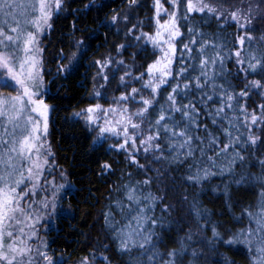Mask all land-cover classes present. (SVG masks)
<instances>
[{
	"label": "snow or ice",
	"instance_id": "obj_1",
	"mask_svg": "<svg viewBox=\"0 0 264 264\" xmlns=\"http://www.w3.org/2000/svg\"><path fill=\"white\" fill-rule=\"evenodd\" d=\"M67 3L68 0H0V89L10 88L15 93L0 91V264H64V257L57 256L54 249L50 253L49 243L41 241L40 238L41 224L49 225L46 231L50 230L53 219L68 211L63 208L61 201L64 193L72 190L68 183H57L53 154L42 142L48 134L51 106L41 98L46 93L42 91L44 50L40 47V37L46 30L53 28L54 18L65 11ZM141 6L142 0H127L124 10L113 11L110 17L103 20L98 17L105 7L104 0L100 3L89 0L82 9L72 10L74 14L86 15L95 9L97 28L107 29L105 39L107 40V35L115 28L112 34L117 37L122 34L124 41L120 44L114 43L115 55L110 53L102 59L88 63L89 68L95 69L93 82L102 81L99 89L94 88L90 94L91 99H108L105 95L107 87L122 69L124 71L119 76L116 90L123 88L124 91L119 96L112 97V103L108 107L100 103L90 104L74 112L72 116L77 120L82 119L89 132H96L92 140L94 146L108 139L119 141L109 145L105 154L109 151L124 152L130 165L135 164L139 169L145 168L136 159L139 150L143 149L145 157L149 153H162L164 149L159 141L163 134L169 140L180 142L169 144V150L177 152L173 158L175 161H194L189 171L195 167L196 172L187 177V182L202 184L216 174L211 169H217L220 175L226 172L231 175L237 161L243 164L246 159L242 152L249 148L255 150L260 144H264V103L257 106L259 115L255 110L249 112L247 104L236 107L241 99H249L252 93L264 100V92L261 91L264 89V50L258 46L247 57L243 55L245 42L251 44L256 39L250 34L256 30L254 21L264 22V0H238L236 3H229L228 0H153V15L148 19L155 22L154 32L143 31L145 22L134 20L133 12ZM195 14H200L207 20L214 19L218 28L234 25L238 33L244 32V35L236 37V50H230L228 54L229 59L235 56L236 78L241 73L244 76V86L238 93L230 92L235 86L224 76V44L215 43L219 38L217 33L212 34V40L204 39L206 34L195 24H190ZM165 16L167 19H164ZM185 24H190L187 28L190 39L187 42H183L185 33L181 31ZM147 26L152 27L151 23ZM72 30H79L75 23ZM83 31L87 33L84 37H73L70 40V47L74 51L65 52L61 49L55 54L54 58L60 61L57 64V75L67 77L81 67V62L91 47L90 41L98 38L95 30ZM149 44L154 56L157 51L161 55L144 68L136 60ZM198 44L199 48L196 47ZM260 44L264 45V36L260 38ZM210 48L215 50L211 55L208 54ZM130 49V63L116 58L128 53ZM141 68L144 70L140 71ZM217 68L220 69L219 73ZM196 71L198 75L189 76L190 72ZM249 75H258L261 78L248 80ZM217 79L224 80V83L215 84ZM173 80L176 81L174 85ZM181 81L187 82L181 84ZM193 82L195 91L201 93L200 102L205 107L219 91L221 106L208 110L214 124L217 118H224L226 110L239 113L229 118L224 130L229 142L224 143L219 151H214L219 147V138L210 135L207 147L199 148V159L196 158L197 148L194 144L203 145L204 140L191 133L194 130L200 131V110L195 100L188 104L180 103L193 90ZM130 84L140 86L131 87L129 90ZM210 84L213 95L204 91ZM169 85L172 86L166 97L167 107L161 105L159 115L153 120L151 116L159 102V95ZM146 92L147 97L144 95ZM136 105L139 107L133 111L132 106ZM177 113L181 115L179 121L175 120ZM145 124L148 126L147 135ZM182 124L184 127L181 129ZM241 128L246 129L247 136L240 132ZM233 131L237 135L233 136ZM256 131L261 135H255ZM233 148L240 150L233 152L228 163L222 166L219 158L226 156ZM208 151H214V155L206 156ZM181 154L183 160L180 159ZM160 159L164 157H154V160ZM258 163L262 175L253 179L264 186V159ZM99 168L100 175H107L112 171V164L99 163ZM59 178L67 180L63 171H60ZM244 179L241 177L235 183L240 184ZM150 183V179H145L124 185V199L127 201V212L130 216L126 225L117 228L115 224H109L113 217L110 212L104 213L105 225L114 233L113 239L119 242L118 253L129 256L127 264H198L201 257H205V253L197 248L189 251L195 243L206 245L214 253L220 246L244 244L248 248L250 264H264V191L261 192L262 199L255 212L246 209L241 213V218L244 215L249 218L247 230L241 229L225 238L229 230L225 229V234H221L218 226L214 225L211 239L202 237L199 241L193 239L195 234L190 231L175 241L177 247L161 252L158 244H162L163 240L155 229L163 228V225L154 216H148V212L154 209L157 201L163 203V197L138 193L142 186ZM119 207L122 210L125 208L123 203ZM169 207L165 206L162 211L167 212ZM191 211L198 221L206 220L207 210H201L193 204ZM133 212L136 215H131ZM198 227L200 231H207L208 222L198 224ZM34 241L38 242L35 247ZM104 251H109L108 246H104ZM137 251L140 255L133 260L132 253ZM97 261L100 264H111L109 256L97 255L96 250L82 257L78 264H96ZM226 264L235 262L226 261Z\"/></svg>",
	"mask_w": 264,
	"mask_h": 264
},
{
	"label": "trees",
	"instance_id": "obj_2",
	"mask_svg": "<svg viewBox=\"0 0 264 264\" xmlns=\"http://www.w3.org/2000/svg\"><path fill=\"white\" fill-rule=\"evenodd\" d=\"M98 3L101 0H97ZM105 7L99 13L98 19L103 20L110 17L113 11H122L126 8L127 0H104ZM229 3H236L238 0H228ZM89 3V0H68L65 5V11L54 18L53 28L47 30L40 37V47L43 51V83L46 94L42 96L44 102L51 106L48 134L46 136L47 144L53 154L52 162L55 163L61 171L64 172L67 183L71 185V192H65L61 204L67 207L65 212L59 218L54 220L53 227L48 231L44 241L49 243V252L54 249L57 256L64 257V264H75L82 257L96 250L97 255H106L110 257L111 264H127L129 256H121L117 249L119 242L113 239L114 233L105 225L104 213L110 212L113 219L109 224H115L119 228L128 217L127 201L124 199V185L135 184L142 182L145 179H150L151 183L147 186H142L138 193L153 196L163 197V203L157 201L152 211L148 212V216H154L162 225L163 228L155 229L157 235L163 240L162 244H158V250L167 252L168 250L177 247L175 241L184 237L190 231L194 233L193 239L199 241L202 237L211 239V229L214 225L218 226V231L225 234L224 230L235 233L241 229H247L249 226V218L244 215L241 218V213L246 209H251L253 212L257 209L262 197L261 192L264 191V186L257 183L253 177L262 175L259 160L264 159V144H260L255 150L249 148L241 154L246 157L243 164L237 161L233 167L232 174L227 172L220 175L217 169H211L216 172L215 175L202 184H193L187 182V177L196 172V168L190 166L194 163L189 159L184 163H179L173 158L176 157V151L169 150V144L179 141L169 140L166 136L161 137L159 141L164 149L162 153H149L145 157V153L141 148L136 155L139 164L144 165V169H139L135 164H131L124 152L109 151L105 144L94 146L91 142V135L83 126L81 120H77L72 116V113L81 109L90 101V94L94 88L99 89L102 81L93 82L92 76L95 73L94 68H89L88 63L95 59H102L109 55H115L114 43H123L121 37L112 34L105 35L107 29L104 27L97 28V12L95 9L88 12L86 15L74 14L73 9L83 8L84 4ZM153 0H142V6L133 12L134 20H143L152 13ZM264 7V6H262ZM77 15L79 18L77 19ZM73 23L77 26V31L73 32ZM190 24H195L199 30L206 35L204 39L212 40V34L217 33L219 38L215 43L224 44L223 55L226 57L224 62V76L227 81L231 82L235 87L231 91L239 92L244 86L243 73L237 79V64L235 56L228 58L229 51H235L238 45L235 44L238 35H244V32H237L236 27L228 26L218 28L214 19L207 20L200 14H195ZM190 24H185L181 31L185 33L184 41L187 42L190 37L187 36V28ZM203 25V27H200ZM255 31L250 34L255 37L251 44L245 42L244 53L245 57L250 52L257 49L259 46L264 50V45L260 44V38L264 36V22L254 21ZM84 29L95 30L98 37L90 41L91 47L88 49L84 60L81 62V67L72 75L67 77L57 75V64L60 63L58 58H54L55 54L61 49L65 52L74 51L70 47V40L75 37L80 39L87 33ZM199 48V44L196 46ZM148 50V49H147ZM140 52L138 58L141 63H146L147 59L153 58L154 55L147 51ZM214 49H209L208 54L214 53ZM125 55V54H124ZM117 56V59H124L126 63L131 62V57ZM67 61H65L66 63ZM198 63V61H197ZM247 63V61H246ZM245 63V66H246ZM179 65H177V69ZM117 72L115 79L108 85L105 94L109 88L113 87L111 98L119 96L124 91L123 88L116 90V85L119 81V76L123 74ZM217 73L220 69H216ZM198 75V71L190 72V77ZM258 75H249L248 80L260 79ZM187 81H181V84ZM176 83L172 81V85ZM219 85L224 83V80L217 79L214 81ZM164 88L159 95V102L153 110L151 119H155L159 115L161 105L167 107L166 97L171 91V86ZM129 90L135 84L129 85ZM208 95H213L211 84L204 90ZM264 92V89L261 90ZM147 97L148 93H144ZM219 91L216 92L213 101L205 107L200 102L201 93L195 91L194 82L193 90L188 95L187 99H181L180 103L188 104L195 100L199 111L200 131H193L191 134L200 137L204 140L203 145L194 144L197 148L195 153L196 158H200V147H207L208 140L211 136L219 138V147L214 151H219L224 143H228V138L224 135V130L227 128L229 118L239 115L238 112L227 111L224 118H217V122L213 123V117L209 114V109L215 110L221 106L219 99ZM139 99V97H138ZM103 105L109 102L104 99H99ZM97 99L94 100V103ZM92 103V102H90ZM226 103V101H225ZM264 103L256 93H252L249 99H241L239 105L247 104L248 111H256L260 114L259 104ZM139 105L132 106L135 111ZM171 115V114H170ZM242 119V117H241ZM175 120H181L180 114H175ZM139 122V121H136ZM169 126H171L169 124ZM145 124V135L147 132ZM184 125H181V129ZM180 130V129H178ZM245 136L247 131L244 128L240 129ZM255 135H261L259 131L254 132ZM237 135L233 131V136ZM238 148H233L226 156L219 158V163L223 166L228 163V160L233 155V152L239 151ZM214 151L206 152V156L214 155ZM163 156L164 159L154 160V157ZM180 159L183 160V154ZM109 162L112 164V171L107 175H100L99 163ZM131 174V175H129ZM244 177V181L240 184L235 181ZM227 186V188H226ZM227 192V194H226ZM230 195V198H229ZM123 203L125 208L122 210L119 204ZM193 204L201 210H207L206 220H197L191 211ZM144 205H141L143 207ZM165 206H170L167 212L162 211ZM135 213V212H134ZM208 222V230L200 231L198 224L202 225ZM254 226V225H253ZM151 230V225H149ZM104 246H108L109 251H104ZM192 248L202 249L205 257H201L198 264H226V261H234L235 264H250L248 249L243 244L233 245L232 247L220 246L214 253L206 245L200 243L193 244ZM139 252H133L132 258L135 260L139 257ZM146 259V258H145Z\"/></svg>",
	"mask_w": 264,
	"mask_h": 264
},
{
	"label": "rangeland",
	"instance_id": "obj_3",
	"mask_svg": "<svg viewBox=\"0 0 264 264\" xmlns=\"http://www.w3.org/2000/svg\"><path fill=\"white\" fill-rule=\"evenodd\" d=\"M165 7H168V5L165 4ZM152 15H153V11H152L151 14L147 15V16L145 17V19H144V22H145V25H146V26L143 28V31H145V32H154V30H155V28H154V23H155L154 20L149 21V19H148V18L151 17ZM164 19H167V16H165ZM149 23H151L152 27H148V26H147ZM46 31H47V30H46ZM46 31H45V32H46ZM45 32H44V33H45ZM147 49L149 50V52L153 53V49H152V46H151L150 44L148 45ZM147 49H146V50H147ZM148 50H147V51H148ZM131 51H132V50L130 49L129 52H128V53H125L124 56H126V57H130V52H131ZM159 55H161V53L157 51V52H156V55H155L153 58L147 59L146 63H144V64L141 63V60L137 57L136 63H137V64H143L144 68H146V67H147V64H148V63H151V62H152L154 59H156V57L159 56ZM144 68H141L140 71H143ZM134 74L138 75L139 73H138V72H134ZM145 79H147V76H145ZM139 86H140L139 84H135L134 87H139ZM129 87H130V86H129ZM112 89H113V87H112V88H109L108 93L105 94V95L108 97V99H104V101L109 102L108 104L103 105V103H101V101H98V100H97V102L94 103V100H96V99H91V98L89 97V98H90L89 103L86 104V105H85L84 107H82L81 109L88 107L90 104H96V103H100V104H102L104 107H108L109 104L112 103V98H111V92L113 91ZM0 91L5 92V93L15 94L14 91H13L12 89H10V88H3V89H0ZM41 98H42V97H41ZM90 102H92V103H90ZM79 110H80V109H78V110H76V111H79ZM76 111H75V112H76ZM73 113H74V112H73ZM73 113H72V114H73ZM49 116H50V113H49ZM80 120H81L83 126L85 127V129L87 130V132L91 135V142H92L93 137L96 135V132H89L88 128L84 125L83 120H82V119H80ZM142 138H143V137H141V139H142ZM42 142H43L47 147H49V145L47 144V141H46V137L43 138V141H42ZM118 142H119V141H117V140H115V139H108V140H106L105 142H103L102 144H105L106 147L108 148L109 145H111V144H116V143H118ZM137 143H138V142H137ZM60 171H61V170H60L58 167H56L57 183H67V181H65V180H61V179L59 178V173H60ZM49 179H51V177H49ZM62 206H63L64 209H67V207H66L64 204H62ZM256 210H257V209H256ZM256 210H255V211H256ZM62 215H63V214H62ZM62 215H61V216H62ZM131 215H136V213L133 212V213H131ZM128 219H130L129 214H128V217H126V220H125V222L123 223V225H126V224L128 223ZM54 220H55V219H53V221H52V223H51V228L53 227ZM123 225H121V226H123ZM121 226H120V227H121ZM253 227H254V226H253ZM48 228H49V225H47V224H41V225H40V238H41V241H44L45 236H47L49 230L46 231V229H48ZM51 228H50V229H51ZM244 230H247V229H244ZM37 243H38V242L34 241V242H33V247H35ZM243 246H245V247L247 248L246 245L243 244ZM247 249H248V248H247ZM253 251H254V249H253ZM85 256H86V255H85ZM78 262H79V261H78ZM78 262H76L75 264H78ZM96 264H100V262L97 261Z\"/></svg>",
	"mask_w": 264,
	"mask_h": 264
}]
</instances>
